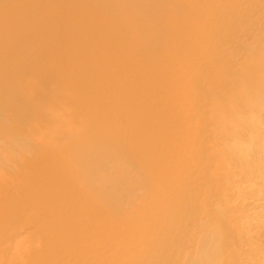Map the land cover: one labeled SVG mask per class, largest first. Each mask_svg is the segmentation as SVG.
<instances>
[{
	"label": "bare ground",
	"instance_id": "obj_1",
	"mask_svg": "<svg viewBox=\"0 0 264 264\" xmlns=\"http://www.w3.org/2000/svg\"><path fill=\"white\" fill-rule=\"evenodd\" d=\"M13 1L0 0L1 13L6 12L8 3L17 9L7 18L0 13V29L8 28L1 33H11L10 38L0 35L8 41L0 42L10 45L9 50L0 43V85L5 87L10 81L11 92L6 94L27 109L41 101L38 96L40 101L24 98L30 84L45 92L39 97L43 94L41 98L46 95L52 100L50 110L49 105L46 107L50 113L48 136L55 122L63 126L52 127L61 135L64 131L61 133L59 127L64 129L68 114L79 116L81 122L80 114L86 112L83 116L87 122L82 119L83 123L93 124L89 128L92 134L86 138L99 155L95 158L89 147L88 151L80 144L86 151L84 157L71 151V157L67 156L63 141L59 140L64 150L51 145L59 139L52 134L56 132L51 133L54 137L39 139L48 131L39 126L44 133L36 137L34 123L22 129L26 130L21 132L24 136L16 132L21 137L19 143L14 141L19 135L14 137L13 131L20 119L12 122L13 127L7 125L9 120L0 121L4 127L0 128V139L13 134L11 144H6L8 153L18 143V149L23 144L30 149L38 145L32 149L34 154L26 150L27 145L20 149L22 159L23 150L28 151L21 163L27 164V170L34 166L29 160L42 161L46 151L58 147L57 157L70 160L68 175L58 190L76 189L59 219L60 229L51 224L55 220L49 211L43 209L44 214L42 210L49 202L54 204L53 190V197L45 192L51 199L43 206L44 191L39 201L31 198L41 207L37 203L31 206L47 215L48 219L42 216V220L52 221L48 223L56 228L54 231L47 221L42 226L51 232L40 229V213L36 214L39 217L32 216L36 224L31 217L32 222H26L29 218L20 212L24 203L14 205L22 193L11 203L19 214L8 211V201L3 208L8 214L1 215L4 212L0 211V264H264V0H113V4L112 0L105 4V0ZM83 13L91 17L86 16L87 20ZM68 85L72 89L68 93H77L71 97L77 95L78 101L84 97L89 114L78 102L75 106L82 112L69 108L73 105L69 100H74L65 96ZM6 94L2 96L5 101ZM61 99L68 100L65 102L70 106ZM82 101L79 104H85ZM67 108L75 109L73 114ZM87 115L93 122H88ZM46 138L50 142L40 145ZM37 149L38 156L34 152ZM11 153L7 155L15 157L16 152ZM7 155L2 162L8 164L13 159ZM7 164L4 168L9 169ZM12 182L6 183L10 186ZM13 187L16 189V184ZM75 203L81 208L76 209ZM49 204L48 210H52ZM28 209L25 211L29 213ZM33 211L25 213L31 216ZM56 216L53 218L58 220ZM41 230L43 235L52 236L47 234L45 238L50 240H43L46 250L40 246L44 256L37 249L35 258L32 248L37 241L39 248Z\"/></svg>",
	"mask_w": 264,
	"mask_h": 264
},
{
	"label": "rangeland",
	"instance_id": "obj_2",
	"mask_svg": "<svg viewBox=\"0 0 264 264\" xmlns=\"http://www.w3.org/2000/svg\"><path fill=\"white\" fill-rule=\"evenodd\" d=\"M8 1H9V0H8ZM12 1H13V0H12ZM91 1H92V0H91ZM93 1H94V0H93ZM95 1L97 2L98 0H95ZM95 1H94V2H95ZM99 1H100V0H99ZM99 1H98V2H99ZM106 1H107V3L109 2L108 0H105V1L102 2V3L105 4ZM116 1H117V0H116ZM122 1H123V0H122ZM10 2H11V1H10ZM13 2H14V1H13ZM13 2H11V4H12ZM99 3H100V2H99ZM113 3H116V2H113V0H112L111 4H113ZM6 4H7V3H6ZM11 4L8 3V5H6V12H7V10H8L7 13L3 10V12H4L6 15H7V14H8V15L10 14L9 17H11L14 13H15V14L17 13V9H16V8H11V7H10ZM111 4H110V5H111ZM7 6H8L9 8H7ZM11 6H12V5H11ZM105 6H106V5H105ZM111 6H112V5H111ZM111 6H108V7L110 8ZM106 7H107V6H106ZM109 8H107V9L104 8L105 13L108 12V11L110 10ZM12 9H14V10L16 11V12L13 11V14H12V12L9 13L10 11H12ZM108 9H109V10H108ZM101 10H102V9H101ZM3 12H2V13H3ZM0 13H1V11H0ZM2 13H1V14H2ZM4 13H3V14H4ZM85 13H86V12H85ZM85 13H83V14H85ZM110 13H111V14H109V15L111 16V15H112L111 10H110ZM15 14H14V15H15ZM86 14H89V15H90V13H86ZM86 14L84 15L85 17L87 16ZM8 15L6 16V18L8 17ZM14 15H13V16H14ZM107 15H108V13H107ZM109 15H108V16H109ZM87 17H88V16H87ZM87 17H86V18H87ZM90 17H91V16H89L88 18H90ZM88 18H87V20H88ZM84 19H85V18H84ZM6 26H7V25H6ZM9 28H10V27H9ZM11 28H12V27H11ZM1 29H2V30L4 29L3 32H6L8 28H1ZM1 29H0V35H1V34H4V35H6L7 38H10L11 33L9 32L10 35H9L8 32H7L6 34L3 33V32L1 33ZM5 29H6V30H5ZM15 30H17V28H15ZM15 30H13V31H15ZM8 31H9V30H8ZM10 31L12 32V30H10ZM4 35H2V36H4ZM6 37L4 36V37L1 38V36H0V39H3V40H4ZM7 38H6V41H7ZM8 40H9V39H8ZM0 41H1V40H0ZM6 41H4V42L2 41L3 44H4ZM9 41H10V40H9ZM2 42H0V43H2ZM7 42H8V41H7ZM3 44H2V45H3ZM0 45H1V44H0ZM4 45H5V47L7 46V47H6L7 49H9V46H10V45H9V46H8V44H4ZM7 49H6V52L9 53V51H7ZM9 50H10V49H9ZM10 52H11V51H10ZM49 62H50V61H49ZM51 63H52V62H51ZM48 65H50V64H47L46 67H48ZM52 65H54V63L51 64L50 68L52 67ZM52 68H53V67H52ZM46 69H48V68H46ZM37 75H38V74H37ZM40 76H41V75H40ZM40 76L38 75V77H40ZM45 76H46V75H45ZM6 80L9 81V79H6ZM32 80H33V79H32ZM9 83H10V84H9ZM32 83H33V82H32ZM8 84L11 85V88H12V84H11V82L9 81L8 83L6 82V86H5V87H4L3 85H0V91L3 89L2 91H4L5 94L8 93L9 90H10L9 92H11L10 86H9ZM7 85H8V88H7ZM1 86H2L3 88H2ZM31 86H32V87H31ZM25 87H26V88H25ZM25 87H24L23 90H22L23 92H26V91H24V90L27 89L28 85L25 86ZM29 87H30V88H29ZM29 87H28V89H27L28 94L22 92L23 95H25L24 98L27 97V98H26L27 100H28V98H29V101H33V99H36L37 96H38V98H40V100H41L42 102H44L43 105L40 104L41 101L38 100V98H37V101H40V102H38L39 104L37 103L38 106H37V105H33V106H31V108L29 107V108L31 109L30 111L28 110L29 108H28V109H27V107L25 108L26 105H24L22 102H20L21 104L18 103V102H19L18 100H15V99L11 98L8 94H6V95H7V97H6L7 100H6V101L3 99L4 97L2 98V96H4V92H1V94H2V93H3V94L0 95V97H1V99H0V111L2 110L1 113H3L2 115H0V117H1V118H0V121L3 123L4 121L7 122V121L9 120V121L7 122V125H8V126L11 125V127H13V126L15 125V123L20 119L19 122L16 123V124H18V125H15V126H16V127H14L15 129L13 128L14 130H16V131H13V132H14V135H15L14 137H16V136H18V135H19L18 137H20V134H19V133L17 134L16 132H20V133H21V132H24V134H25V131H26V130H25V131H23V130H24L25 128L28 129L27 125L30 126V127L36 125V126H35L36 128H33V129H32L33 132H34V130H35V132H36L37 134L39 133V134L37 135V134L34 132V133L36 134V137H38L39 135H41L42 133H44L43 130L46 129V126H50V125H48L47 122L50 121V120H49V118H50V117H49V116H50V113H49L48 111L50 110V105L52 104V100H49V101H48V100L46 99V97H47L46 95L43 96L45 99L41 98L42 95H43L45 92L34 89V88H33V85L30 84ZM68 87H70V85H68ZM68 87H67V91H66L67 93L69 92L68 90H72L71 87H70V89H69ZM6 89H7V90H6ZM31 89H33V90L31 91ZM5 90H6V91H5ZM30 91L33 92V93H31ZM38 91H39L40 93H39ZM34 92H35V93H34ZM36 92H37L38 94H37ZM75 92H76V91H73V92H71V93H68V95L65 94V96L69 97L70 95H72V93H75ZM41 93H43V94L41 95V97H39V94H41ZM9 94H10V93H9ZM26 94H27V96H26ZM33 94H34V95H33ZM36 94H37V95H36ZM75 94H77V93H75ZM75 94L73 95V96H75V98H73V97L70 96V99L73 98L72 101H73V100H74V101L71 102V101L69 100L70 105H72V104L74 105V106L72 105L73 107L70 106V105H69L70 107L68 106V104H67V103H68V102H67L68 100L66 101V99H67L66 97H64V98H66L65 100H63V99H64V98H63V99H61V101H63L64 103L67 102L66 104H67V107H69V108L79 109V108L81 107V105H82V108H83V106L85 105L84 108H86V111L88 112V109H87V105H88V104H87L85 101H82V100H84V97L79 98V99H82V100H79V101H78V100H76V98H78V96L75 95ZM8 96H9V97H8ZM34 96H35V97H34ZM10 98H11V100H10L11 103L8 101V99H10ZM32 98H33V99H32ZM85 98H86V97H85ZM45 100H47L50 104H49L48 102H46ZM4 101H5L6 103H5ZM16 101H18V102H16ZM65 101H66V102H65ZM81 101H82V103L85 102V104H84V103H83V104H79V103H81ZM1 102H2V103H1ZM8 102H9V103H8ZM34 102H35V100H34ZM42 102H41V103H42ZM77 102H78V104H77ZM3 103L6 104V105H4ZM15 103H16V104H15ZM1 104H2V106H4V108H2V109H1V107H2ZM7 104H8V105H7ZM14 104H15V105H14ZM17 104H19V105H17ZM35 104H36V103H35ZM66 104H65V105H66ZM75 104L79 105L80 107H77V105L75 106ZM9 105H10V107H9ZM20 105H21V106H20ZM23 105H24L23 108H25V110H26L27 112H29V113H26V111H25L24 109H23V111H24V113H23V111L21 110ZM47 105H49L48 108H47V109H49L48 111H47V109H46ZM36 106L39 107V109H36V108H37ZM88 106H89V105H88ZM5 107H6V111H5ZM15 107H17V108H15ZM14 108H15V109H14ZM20 108H21V109H20ZM40 108H42V110H43V109H46V112H45V110L39 112V110H41ZM88 108H89V107H88ZM17 109H19V110H17ZM67 109H68V108H67ZM75 109H74V110H75ZM3 110H4V112H3ZM15 110H16V111H15ZM74 110H73V111H74ZM89 110H90V109H89ZM19 111H20V112H19ZM21 111H22L23 114L21 113ZM31 111H33V112H32V114L30 115V112H31ZM68 111H69V113L72 112V114H73V111H71V109H70V110L68 109ZM77 111H81V109H79V110H77ZM84 111H85V110H83V113H84ZM12 112H13V113H12ZM14 112H15V113H14ZM37 112H38V114H37ZM43 112H44V113H43ZM75 112H76V111H75ZM75 112H74V113H75ZM81 112H82V111H81ZM81 112H80V113H81ZM1 113H0V114H1ZM5 113H6V114H5ZM19 113H20V114H19ZM33 113H34V114H33ZM40 113H41V114L43 113V115H45V116H42ZM45 113H46V114L48 113V114L46 115ZM85 113H86V112H85ZM85 113H84V114H82V113L80 114V116L82 115V116L79 118L81 122H79V120H78V117H79V116H78V117H75L74 115L72 116L71 113H70V115L68 114V116H66V117H67V118L69 117V120H67V118H66V121L63 120L64 123H63V121H61V123H63V125H64V129H62L63 126H62L60 123H58L60 126H62V127H59V129L61 128V133L64 131V132L61 134L62 136L60 135L59 132H58V134H57V131H55V130L53 129V128L56 127V124H57L56 122H55V125H54L55 127H53V126H51V128L49 127V128H50V131L53 130V131L56 132V133H54L53 131H52L53 133L51 132L52 134L56 135L55 137H54L53 135H51V133H50V135L53 136L54 138H56V137L58 138V137H59V139H57V142H58V143L55 141V140H56V139H55V140H54L55 143L51 142V143H53V144H51V145H53V146H54V145H55V146H56V145H57V146L59 145V146L62 147L61 142L63 141L62 143H65V144H63V145H64L63 147L67 148V150H69L68 148H70L71 150H69V151H67L66 149L64 150L63 147H62V148H60V147L58 148V147H57V148H58V149H62V150H64L65 152H67V154H68V152H69V155H67V154H66V155H67V156H70V157H71V155H72V154H70V151H71V153L74 152V154H75V153L78 154L77 157H79V155H81V157H84V155L86 154V151H85V150L87 149V148H86V146H87V147H89V149H90V151H89V149H87V150L90 152V155H94V157L97 158V155H99V153L96 152V150L94 149V147H93L91 144H89V143H90V139H87V138H86L87 136H89V135L92 134L91 131H89V128H91L90 126H92L93 124H92V125H91V124L89 125V123H88V124H87L88 127L85 125L86 122H87V121L84 119ZM86 114H87V113H86ZM88 114H89V112H88ZM10 115L13 116V117L11 118ZM17 115H19L20 117L18 116V117H19V118H18ZM21 115H23V117H22ZM78 115H79V112H78ZM83 115H84V116H83ZM3 116H4V117H3ZM5 116H7V117H5ZM15 116H16V117H15ZM24 116H26V117H24ZM43 117H44L45 121H44V119H42ZM47 117H48V119H47ZM73 117H74V118H73ZM82 117H83V118H82ZM88 117H89V118H88ZM26 118H28V119H26ZM29 118H30V119H29ZM31 118H32V121H34V122L31 121ZM38 118H40V120H39ZM75 118H76V119H75ZM85 118H86V117H85ZM87 118H88V119H87L88 122H89V121H92V122H93V119H92V118L90 119V116L87 115ZM10 119H12V120H14V121H12V120H10ZM21 119H22V120L24 119V120L22 121ZM82 119L84 120V123H85V124L83 123V120H82ZM29 120H30L31 122H30ZM41 120H43V121H41ZM72 120H74L76 123L79 122V124H77V125H78V126L81 125V126L78 127L77 125H74L75 122L72 121ZM25 121H27V122L29 121V122H30V125H29V122L26 123ZM40 121H41L42 123H41ZM68 121H69V122H68ZM77 121H78V122H77ZM85 121H86V122H85ZM6 122H5V123H6ZM12 122H15V123H12ZM24 122H25V123H24ZM59 122H60V121H59ZM67 122H68V123H67ZM11 123H12V124H11ZM21 123H22V124H21ZM31 123H32V125H31ZM33 123H34V125H33ZM39 123H41V124H39ZM45 123H46V124H45ZM76 123H75V124H76ZM25 124H26V125H25ZM58 124H57V125H58ZM20 125H21V126H20ZM37 125H38V128H37ZM51 125H52V124H51ZM59 125H58V126H59ZM69 125L72 126V127L69 128V127H70ZM82 125H84V126H82ZM39 126H40V127L43 126V128H41V129H43V130H42V133H40V132H41V129H40ZM44 126H45V127H44ZM17 127H18L19 129H18ZM30 127H29V128H30ZM52 127H53V128H52ZM65 127H66V129H65ZM74 127H75V129H74ZM0 128L3 129L4 127L0 125ZM68 128H69V129H68ZM86 128H88V129H86ZM17 129H18L19 131H18ZM22 129H23V130H22ZM36 129H37V131H36ZM38 129H40V130L38 131ZM47 129H48V127H47ZM47 129H46V131H48ZM57 129H58V128H57ZM82 129H83L84 131H83ZM20 130H21V131H20ZM72 130H74V131H72ZM46 131H45V132H46ZM59 131H60V130H59ZM30 132H31V131H30ZM15 133H16L17 135H16ZM34 133H33V134H34ZM48 133H49V131L47 132V134H44V135L41 136V137L39 136L38 138H39V139H40V138H43V139H44V137H49L50 135L48 136ZM76 133H78V134H76ZM81 133H82V134H81ZM24 134L21 133V137L24 136ZM33 134H32V135H33ZM35 134H34V135H35ZM70 134H71V135L73 134L72 137H70ZM74 134H75V135H74ZM86 134H87V135H86ZM12 135H13V134H12ZM12 135H11V136H10V135H9V136L6 135L7 137L0 139V144L2 145V146L0 145V146H1L0 148L2 149V147L5 148V147L7 146V147L5 148L6 151H5V150H2V151H1V149H0V164H1V165H0V173L4 176V177H3V176L1 177V174H0V177H1V178H0V211L2 210L1 213L4 212V211H3V210H4L3 208L6 209V205H7L8 201H9L10 205H9V204L7 205V208L9 209L8 211H11V212H17V214H19L20 212H22V215L25 216L24 218H26V217H27V218L31 217V218L33 219V220L31 219V220L33 221V224H34V222H35V224H36V218H35V221H34V217H36V216L38 215V213H40L41 211L37 212V209H38V208H36V206H33V207L36 208V209H35V208H33V207L31 206V204L34 205L35 203H37V201L35 202V201H34L33 199H31V198H35L36 200L39 201V199H38L39 197H40V198H44V197H41V192H42V191H44V193L42 192V196H43V194H45L46 191H47L46 193L49 195V193H51L52 190H53L54 195H55V194H56V195H55V196L53 195L54 197L52 196V193H51L50 195H51L53 198H55V199H54L55 202H53V199L51 200V201H52L51 204H53V203H54V204H53V205H50V204H49V203H50L49 201H50L51 197L49 196V197H50V198H49L48 195H46V194L44 195V196H45V199H44L45 201L42 199L43 201H40V203H41L42 206H43L44 202H45V203H48V202H49V203H48V204H49V207L51 206V209L54 211L55 214H53V211H52V210H48V204H46V205H47L46 208L42 207V210H43V209H46L47 211H49L50 214H49L48 212H47V213L50 215V217H52V220H55V221L52 222V221L45 220V222H46V221H47V223H48V222H49V223L52 222L51 224H53L56 228L58 227V228L60 229V228H61V220H59V219L62 217V213L64 212V210H66V208L69 206V201L73 199V197H74V196H73V195H74L73 192L76 190L75 188H73V189H69V190H64L66 193H65L63 190H60V191L58 190V189H62V188H60V187H62V184H63V183H62V180H63V182H64V180L66 179V178H64V177H67V175H68V172L66 171L68 168H66V167H68L67 164H69L70 160L67 159V156H65L66 158H65L64 156H63V157H62V156L57 157V156H58V153H59L58 151H60V150H58L56 147H54V150H53V148H52L53 153L55 152L54 154H52V150L49 149V147H47V149H43V151L49 149V150H48L49 152L46 151V152H47V153H45L46 155H44V152L40 154L41 157H42V154L44 155L43 157H45V159H43V160H44L45 162H44L43 160H42V161H40V160H36V161L33 160V161H34V163H33V162L31 161V160H32V159H31V160H29V162H31L30 164H33L34 166H32V165L30 166V165H29V166H28V169H29V170H27V168H25V167H27V164H26V166H25V164H23V165L21 164V163H24L23 160H25V158H26V154H27V156L29 155V154H28V151H26V150H31V151H32L31 154H34L32 149H36L38 145H37L35 148L30 149L31 147L29 148L28 145L26 144L27 147H28L29 149L23 150V152L25 151V152H27V153L24 152V154H25V158L22 159V157H24V156H22L23 154L21 155L22 150H20V149L22 148V146H24V144L20 146L21 148L19 147L20 149H18V145H20L19 143L21 142V137H20V140H19L18 137H17L16 139L14 138V141H19V143H18V145L16 146L17 148H15L14 145H16L17 142H16V143L12 142V144L14 143V145H13V146H14V149H13L14 151L12 150V151H13L12 153L16 152L17 155H19V156H21V157H17L16 153H15V157H14V154H13V157H14V158H13L12 156L9 157V155H7V154H10V153H11V150H10V149L13 148V146H12V145L10 146L11 148L9 149V150H10L9 153L7 152V149H8V147H9L8 145L11 144L10 141H13V139H12L13 136H12ZM80 135H81V136L83 135V136H85V137H82V138H81ZM25 136H26V135H25ZM28 136L30 137V135H28ZM78 136H79V137H78ZM9 137H10L12 140H11ZM53 137H52V139H53ZM61 137H63V139H65V137H67V138L65 139V141H68V142L70 143V145H69L68 142H65L63 139H61ZM73 137H74V140H75V138L80 139V140H77V139H76V140L74 141V140H73ZM7 138H8V139H7ZM71 138H72V139H71ZM83 138H84V141L82 142L81 140H82ZM90 138H91V137H90ZM9 139H10V140H9ZM43 139H41V141H42ZM6 140H8V142H7ZM50 140H51V139H50ZM59 140H61V142H59ZM72 140L74 141V145H73V141H72ZM87 140H88L89 142H87ZM38 141H39V140H38ZM44 141H46V142H44ZM44 141L40 142L39 144L41 145V143H45V145H47L46 143H47V141H49V140H47V138H46ZM70 141H71L72 143H71ZM76 141H77V142H76ZM6 142H7V143H6ZM9 142H10V144H8ZM49 142H50V141H49ZM80 142H81V143H80ZM84 142L87 143V145L84 144ZM23 143H24V141H23ZM6 144H8V145H6ZM66 144H67V147L65 146ZM80 144H83V146H84L85 148H84L82 145H80ZM88 144H89V146H88ZM26 145H25L24 147H26ZM72 145H73V146H72ZM78 145H80V147H79ZM53 146H52V147H53ZM68 146H69V147H68ZM75 146H76V147H75ZM77 146H78V147H77ZM81 146H82L85 150H83ZM91 146H92V149H91ZM27 147H26V148H27ZM73 147H74V148H73ZM4 148H3V149H4ZM55 148H56V149H55ZM72 149H73L74 151H73ZM77 149H78V150H77ZM9 150H8V151H9ZM17 150H18V152H20V153H18ZM57 150H58V151H57ZM62 150H61V151H62ZM75 150H76V151H75ZM81 150H82V152H81ZM36 151H38V149L35 150L34 152L36 153ZM56 151H57V154H56ZM92 151H93V152H92ZM3 152H5L6 154L3 153ZM50 152H51V153H50ZM77 152H78V153H77ZM95 152H96V153H95ZM12 153H11V154H12ZM29 153H30V152H29ZM64 154H65V153H64ZM83 154H84V155H83ZM88 154H89V153H88ZM95 154H96V155H95ZM1 155H2L3 157H5V158L2 159L3 157H2ZM6 155L8 156V159H9V160L13 159V160H12V161H13V165L11 164L12 161H10V163H9V161H8V164H7L6 162H5V163L2 162V160H3V161H4L5 159L7 160ZM36 155H37V153H36ZM40 155H39V158H40ZM50 155H51V157H50ZM55 155H56V156H55ZM59 155H61V153H60ZM37 156H38V155H37ZM37 156H35L36 158H34V159H37ZM47 156H48V157H47ZM46 157H47V158H46ZM49 157H50V158H49ZM55 157H56V158H55ZM10 158H11V159H10ZM54 158H55V159H54ZM15 159H16V160H15ZM18 159H20V160H18ZM21 159H22V160H21ZM40 159H41V158H40ZM69 159H70V158H69ZM6 160H5V161H6ZM57 160H58L59 163L57 162ZM61 160H62V162H61ZM15 161H17V162L14 163ZM21 161H23V162H21ZM52 161H54V162H52ZM55 162L57 163L58 166L56 165ZM43 163H44V164H43ZM53 163H55V165H56V166L54 165V168H53V166H52ZM63 163H64V164H63ZM2 164H3V165H2ZM4 164H5V165H4ZM6 164L8 165V167H10L9 169H8L7 167L4 168V166H6ZM9 164H10L11 166H9ZM15 164H17V165H15ZM20 164H21V166H20ZM36 164H37L38 166H37ZM45 164H46V165H45ZM59 164H60L61 166H60ZM62 165H63V166H62ZM64 165H65V166H64ZM18 166H19V167H18ZM35 166H36V167H35ZM42 166H43V167H42ZM46 166H47V167H46ZM15 167H16V168H15ZM21 167H22L23 169H22ZM33 167H34V168H33ZM41 167H42V168H41ZM57 167H58V168H57ZM11 168H15V169H11ZM63 168H64V169H63ZM65 168H66V169H65ZM7 169H8V170H7ZM21 169L23 170V172H24L25 174H26V172H27V174L25 175L24 173H22V170H21ZM38 169H39V170H38ZM59 169H60V170L62 169L61 172H59V171H60ZM2 170H4L6 173H5L4 171H2ZM10 170H11V171H10ZM12 170H13V171H12ZM19 170H20L21 172H20ZM30 170H31V171H30ZM33 170H34V171H33ZM44 170H45L46 172H45ZM55 170H56V171H55ZM64 170H65V171H64ZM68 170H69V169H68ZM9 171H10V172H9ZM18 171H19V172H18ZM28 171L31 172V173H29ZM53 171H54V172H53ZM8 172H9V173H8ZM15 172H17V173H15ZM42 172H43V174H42ZM57 172H58V173H57ZM10 173L14 174V176L11 175ZM32 173H34V174L31 175ZM53 173H54L55 175H54ZM64 173H66V174H64ZM4 174H5V175H4ZM40 174H42L43 177H42V175H40ZM52 174H53V175H52ZM56 174H58V175H56ZM59 174H61V175H59ZM8 175H9V177H8ZM18 175H19V176H18ZM30 175H31V176H30ZM38 175H39V176H38ZM44 175H45V176H44ZM46 175H47L48 177H46ZM63 175H64V176H63ZM65 175H66V176H65ZM11 176H12V177H11ZM16 176H17V177H16ZM29 176H30V177H29ZM58 176H59V177H58ZM61 176H62V177H61ZM5 177H6V178H5ZM14 177H16V179L19 180V181H18V182H17V180L15 181V178H14ZM18 177H19V179H18ZM26 177H27L28 179H29V178L31 179V183L29 182V180H28ZM34 177H35V179H34ZM51 177H53V179H52ZM56 177H57V179H56ZM2 178H4V181H3ZM7 178H8V179H7ZM58 178H59V179H58ZM9 179H14V180H9ZM23 179H24V180L26 179V180L24 181ZM43 179H44V181H43ZM47 179H48V180H47ZM20 180H21V181H20ZM41 180H42L43 183H41ZM51 180H54V181H51ZM12 181H13V182H12ZM14 181H15V183H14ZM27 181H28V182H27ZM34 181H35V184H34ZM60 181H61V183H60ZM6 182H7L8 184H9V182H12V183H10V184H11L10 186H12V187L10 188V186H8ZM21 182H22V183H21ZM25 182H26V183H25ZM37 182H38V183H37ZM39 182H40V183H39ZM44 182H45V183H44ZM47 182H48V184H49L50 186H49L48 184H46ZM50 182H51V183H50ZM4 183H5L7 186L4 185ZM17 183H18L19 185H18ZM29 183H30V184H29ZM32 183H33L34 185H33ZM14 184H16V189L13 187ZM23 184L25 185V188L27 187V189H30V190H31L32 188H34L35 191H34V189H32V190H31L32 192H31L30 190H28L29 192H27V189L25 190ZM26 184H27V185H26ZM41 184L43 185V187H42ZM52 184H53V185H52ZM60 184H61V185H60ZM17 185H18V187H20V188H21L20 185H22V187H23L24 189L21 188L22 191L19 190L18 193H17V191H15V190H18ZM28 185H29V186H28ZM35 185H36V186H35ZM40 185H41V186H40ZM45 185H46V189L44 190L43 188H45V187H44ZM55 185H56V187L58 186V188H56ZM47 186H48V187H47ZM53 186H54L55 188H53ZM39 187H40L42 190H40ZM49 187L52 188V189H50ZM36 188H37V189H36ZM48 188H49L50 190H49ZM10 189H11V190H10ZM13 190H14L16 193H15V192H12ZM57 190H58V191H57ZM10 191H11V193H10ZM25 191H26L27 193H26ZM39 191H40V192H39ZM49 191H50V192H49ZM72 191H73V192H72ZM8 192H9V194H8ZM19 192L22 193L21 196H20V198L18 199V200H21V201H18V200L15 198L16 201H17V202H16V201L13 199V197H17V198H18V196L20 195ZM23 192H24V193H23ZM67 192H68V193H67ZM69 192H72V193H69ZM14 193H15V195H13ZM25 193H26V194H25ZM36 193H37V195H36ZM38 193H39V194H38ZM59 193H60V194H59ZM62 193H63V194H62ZM64 193H65V194H64ZM7 194H8V195L11 194L10 197H9V196L7 197ZM16 194H17V195H16ZM61 194H62V195H61ZM29 195H30V196H31V195H34L35 197H34V196L29 197ZM39 195H40V196H39ZM59 195H60V196H59ZM66 195H67L68 197H67ZM22 196H23L24 198H23ZM25 196H26L27 199H25ZM27 196H28V197H27ZM97 196H98V195H97ZM11 197H12V198H11ZM36 197H37V198H36ZM47 197H48L49 199H48ZM58 197H59V198H58ZM60 197H61V198H60ZM69 197H70L71 199H70ZM98 197H99V196H98ZM8 198H9V199H8ZM28 198H29V199H28ZM6 199H8V200H6ZM10 199H12V201H10ZM22 199H24V200H22ZM46 199H47V200H46ZM63 199H64L66 202H65ZM69 199H70V200H69ZM13 200H14V205H15V206L18 205V207H19V205L21 206V204L24 203V205L21 206L22 208L20 207L21 210H22L23 207L28 203V200H30V201H29V203H30L29 205H30V206H29L28 204H27L28 206H27V205L25 206L26 209L29 208V209H28V211L30 210L29 213H28L27 211H25V208H24V213H23V211H21L20 209H19V210H20V212H19V211H17L18 209L14 206V207H15V210H16V211H15L13 205H11V203H13ZM32 200H33V201H32ZM60 200H61V201H60ZM67 200H69V201H67ZM6 201H7V202H6ZM47 201H48V202H47ZM18 202H20V204H19ZM21 202H22V203H21ZM62 202H63V203H62ZM70 202H71V201H70ZM15 203H17V205H16ZM33 203H34V204H33ZM40 203L38 202L37 204L39 205ZM60 203H61V204H64V205H60ZM41 204H40L39 206H38V205H37V206H38V207H41ZM55 204H57V205H55ZM75 204H76V206H75L76 209L81 208V206H79L78 203H75ZM35 205H36V204H35ZM65 205H67V206H65ZM4 206H5V207H4ZM9 206H11V207H9ZM44 206H45V205H44ZM53 206H54V207H53ZM55 206H61V208H60L59 210H57V207H55ZM12 207H13V208H12ZM30 207H31L32 210H35V211H33L34 213L32 212V215H31V216H28L25 212H27V213L30 215V214H31V209H30ZM10 208H11L12 210H10ZM54 208H55V210H54ZM58 208H59V207H58ZM39 209H40V208H39ZM39 209H38V210H39ZM40 210H41V209H40ZM56 210H57V212H59L60 210H61V211H60V213H56ZM5 211H6V210H5ZM8 211L4 212V214H1V213H0V214H1V215H6V213L8 214ZM43 211H44V214H45V210H43ZM51 211H52V213H51ZM18 212H19V213H18ZM34 214H35V215L37 214V215L35 216ZM44 214H43V212H42V214H41V213L39 214L40 217L37 216V217H39V218L41 219V220H40L41 222L44 220V219L42 220V216H44ZM60 214H61V215H60ZM22 215L20 214V216H22ZM51 215H52V216H51ZM56 215H57V216H56ZM15 216H16V215H15ZM32 216H34V217H32ZM46 216H47V215H46ZM46 216H44L45 219L47 218ZM54 216L57 217V219L59 220V222H58V220H56V218H53ZM44 217H43V218H44ZM48 217H49V216H48ZM50 217H49V219L51 220ZM24 218H23V219H24ZM21 219H22V217H21ZM47 219H48V218H47ZM24 220H25V219H24ZM26 220H27L26 222L28 223V222H29L28 220H30V218H29V219H26ZM31 220H30V222H32ZM40 221L37 220V224H38V225H39V223H41ZM45 222L43 221V222L39 225L40 229L44 227V224H43V223H45ZM55 222H57L56 225H55ZM49 223H48V225H49ZM30 224H31V223H30ZM45 225H47V224H45ZM48 225H47V226H48ZM58 225H59L60 227H59ZM42 226H43V227H42ZM47 226H45V227H47ZM54 226H53V228H55ZM49 227H51V228H50V230H51V229H52V226L49 225ZM47 228H48V227H47ZM56 228H55V229H56ZM44 229H45L46 232H47V230H48L49 228H48V229L43 228V230H44ZM55 229H54V230H55ZM45 230H44V231H45ZM52 230H53V229H52ZM52 230H51V231H52ZM54 230H53V231H54ZM48 231H49V230H48ZM51 231H49V232H51ZM39 234L41 235V237H40L41 239L39 240L40 245H38L39 248L36 247L38 241L36 242V244L33 243V244L35 245V247H33V245H32L33 248L30 247V249L32 248V250L35 249L34 251H32V252H33V255H34V254H35V255L37 254V255L35 256V258H38V254H39L38 251H39L40 249L42 250V249L44 248V249L46 250V248H45L46 246H44V245L47 244V243H46V241H47V240H46V238H47L46 235L48 234L49 236H50V235L52 236V233H47V234L44 233V235H43L42 230L40 231ZM42 236H43V237H42ZM45 236H46V238H45ZM51 236H50V237H51ZM50 237H48V241L50 240V239H49ZM42 238H43V239H42ZM44 238H45V240H46L45 242H43ZM48 241H47V242H48ZM42 243H45V244L43 245ZM41 245H43L44 247H43V246H42L43 248L40 247ZM37 249H39V250H37ZM44 249H43V251L40 250L41 255H43L42 252H44ZM36 252H38V253H36ZM30 253H31V250H30ZM31 254H32V253H31ZM44 254H45V253H44ZM33 255H32V256H33ZM43 256H44V255H43ZM41 257H42V256H41ZM41 257H40V258H41Z\"/></svg>",
	"mask_w": 264,
	"mask_h": 264
}]
</instances>
